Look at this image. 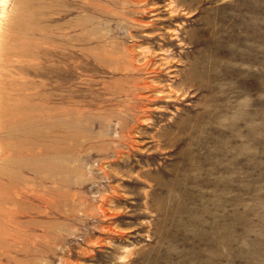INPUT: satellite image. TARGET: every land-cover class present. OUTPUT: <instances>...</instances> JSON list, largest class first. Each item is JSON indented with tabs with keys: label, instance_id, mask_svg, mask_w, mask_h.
Here are the masks:
<instances>
[{
	"label": "rangeland",
	"instance_id": "obj_1",
	"mask_svg": "<svg viewBox=\"0 0 264 264\" xmlns=\"http://www.w3.org/2000/svg\"><path fill=\"white\" fill-rule=\"evenodd\" d=\"M170 1L0 0V264H264V0Z\"/></svg>",
	"mask_w": 264,
	"mask_h": 264
},
{
	"label": "bare ground",
	"instance_id": "obj_2",
	"mask_svg": "<svg viewBox=\"0 0 264 264\" xmlns=\"http://www.w3.org/2000/svg\"><path fill=\"white\" fill-rule=\"evenodd\" d=\"M175 2H171L170 1V5H169V9H171L172 10V13L174 14V18H179V16H181V14L183 13V14H190L191 12H192V10L194 9V6H193V0H192V5L190 4L189 6H185V5H183L182 6V4L181 3H175ZM200 3V2H199ZM196 5V4H195ZM187 7V8H186ZM180 9H181V11H180ZM191 11V12H190ZM182 14V15H183ZM218 30V29H217ZM163 47V46H162ZM62 49V48H61ZM60 49V50H61ZM66 50V49H65ZM68 51V50H67ZM59 52V51H58ZM61 52H63L62 54H64L63 56L66 58V55L68 56V57H70V55L69 54H67L66 52H64V47H63V51H61ZM80 52V51H79ZM61 53L59 54V55H62ZM79 55V54H78ZM49 59V58H48ZM52 59H50V61H51ZM121 60V59H120ZM120 60H118L117 62H119ZM77 61V60H76ZM105 61V60H104ZM70 62V61H69ZM103 62V61H102ZM101 62V63H102ZM71 63V62H70ZM73 63V62H72ZM78 63H79V61H78ZM121 63V62H120ZM61 64V63H60ZM111 64V63H110ZM118 64V63H117ZM171 64V63H170ZM130 65H131V63H130ZM129 65V70L131 71V66ZM50 66V65H49ZM67 66V65H66ZM65 66V67H66ZM83 66V65H82ZM103 66V65H102ZM115 66V65H114ZM117 66V65H116ZM74 67V66H73ZM142 67V66H141ZM118 69L119 68H121V67H117ZM73 69H75V68H73ZM77 69H81L79 66H77ZM122 69V68H121ZM82 70V69H81ZM124 70V69H123ZM139 70V69H138ZM141 70V69H140ZM122 71V70H121ZM173 71V70H172ZM67 72V71H66ZM73 72V71H72ZM124 72V71H123ZM122 72V73H123ZM154 72V71H153ZM49 73V72H48ZM76 73V72H75ZM79 73V72H78ZM83 73V72H82ZM127 74V73H126ZM49 75V74H48ZM52 75V74H51ZM50 75V76H51ZM62 75V74H61ZM125 76V75H124ZM84 77V76H83ZM126 77V76H125ZM124 77V78H125ZM86 78V77H85ZM48 79H50L49 77H48ZM58 79H59V77H58ZM61 79V78H60ZM49 81V80H48ZM90 81V80H89ZM150 82V81H149ZM59 83V82H58ZM91 83V82H90ZM146 84V86H144ZM145 84L143 85V87L142 86H140L139 84L137 85V83L135 84V87H133V90H135V89H137V90H142V89H148V88H150V86H149V83H147V82H145ZM105 85V84H104ZM111 86V85H110ZM109 87V86H108ZM116 87H117V85H116ZM121 88V87H120ZM119 89V88H118ZM117 89V90H118ZM121 89H125V88H121ZM121 89H119V90H121ZM155 88H151V91H153ZM149 90V89H148ZM147 90V91H148ZM201 90V89H200ZM111 92V91H110ZM129 90H126L124 93H125V95L127 94H129ZM170 92V95L172 96V94L174 95V96H176V97H180L181 96V94H183V91H181V92H176L175 94L173 93V91L171 90V91H169ZM113 93V92H112ZM115 93V92H114ZM141 93V92H140ZM61 94V93H60ZM136 94V93H135ZM185 94V93H184ZM114 95H116V94H114ZM124 95V94H123ZM164 95V94H163ZM61 96V95H60ZM117 96V95H116ZM136 96H138V95H136ZM139 97V99H141V100H148L149 101V99H148V97H150V96H138ZM170 97V96H169ZM128 98V97H127ZM151 99V98H150ZM129 100V99H128ZM175 100V99H174ZM154 101H156V100H154ZM173 100L171 99L170 100V102H172ZM146 102V101H145ZM152 102V101H151ZM133 105V104H132ZM130 108V107H129ZM133 108V107H132ZM141 109V108H140ZM142 109H143V107H142ZM146 111V110H145ZM127 138H130V134H128L127 135ZM129 140V139H128ZM131 145V144H130ZM103 170H104V168H103ZM105 172V171H104ZM104 175H106V177L108 176L107 175V173L105 172L104 173Z\"/></svg>",
	"mask_w": 264,
	"mask_h": 264
}]
</instances>
